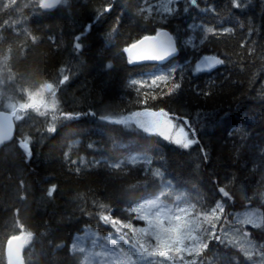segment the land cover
<instances>
[{
	"label": "trees",
	"instance_id": "16d2710c",
	"mask_svg": "<svg viewBox=\"0 0 264 264\" xmlns=\"http://www.w3.org/2000/svg\"><path fill=\"white\" fill-rule=\"evenodd\" d=\"M158 1L59 0L45 10L40 0H0V111L17 113L15 137L0 149V264L19 235L24 264H84L75 236H116L102 214L142 228L131 208L164 188L161 199L190 208L192 235L206 245L175 261L258 264L222 234L238 227L236 213L256 209L262 224L246 230L264 243V0H172L168 9ZM161 29L178 56L130 63L124 50ZM207 56L221 63L200 71ZM169 67L157 86L130 83ZM31 97L44 106L22 108ZM146 113L183 122L198 143L184 149L121 122ZM217 203L223 211L205 220Z\"/></svg>",
	"mask_w": 264,
	"mask_h": 264
},
{
	"label": "snow or ice",
	"instance_id": "6c2138e0",
	"mask_svg": "<svg viewBox=\"0 0 264 264\" xmlns=\"http://www.w3.org/2000/svg\"><path fill=\"white\" fill-rule=\"evenodd\" d=\"M192 3L195 4L196 0H192ZM56 4L57 0H40V7L42 9H52L56 7ZM235 6L239 7L240 4L237 3ZM110 10L111 7H106L102 10V12H108ZM77 40L80 41V37H77ZM136 47V45H133L132 48L125 49V52L129 54L130 63L143 59H161L163 56L173 55L177 51L171 39H154L148 48L133 53V48ZM75 48L77 50L81 49V42H77L75 44ZM212 59L217 65L221 63L220 60L215 58ZM107 67L111 68L112 65L109 64ZM67 78L68 77L65 76V82ZM51 87V85H48V88ZM179 87L180 85H174L173 88L169 89V94L171 95L175 89ZM30 99L32 103L28 105H22L21 107L44 106L42 99H37L36 97H31ZM121 122L126 123V121ZM135 122L139 127L144 128L146 131L150 130L152 127H158L160 123H164L169 131L173 130V125L167 120L160 121L153 118L146 120H136ZM52 130V128H49V131ZM6 132L7 124L3 120H0V137H3ZM174 142L178 145H182L184 149H189L191 146L198 143L197 140L190 139L189 133L183 129L176 131ZM25 147L27 148L29 146L25 145ZM220 191L223 193V189ZM49 194H51V192ZM223 194L227 195V193ZM217 210L222 212L223 205L217 203L215 207L211 209V212L204 213V219L207 220L210 216H216ZM131 211L137 214V219L145 220L148 227L134 229L130 221L128 223H123L119 219H113L109 215L102 214L100 218L105 223H110L112 227L116 228L118 232H120L122 229H130L133 233H140L141 237L147 236L155 240V245L145 243L142 238L136 240V242L133 244V248L136 249L135 255H138L140 260H144L146 255H158L159 257L164 258V260L174 261L177 257L183 259V256L180 254L184 252H188V254L196 252V254L199 255L198 247H206L205 244L201 243L198 236L192 235V233L197 231V229L192 227V221L188 219V215L192 211L187 207H181L180 205H177L175 208L169 207L167 205L161 204L159 197H157L154 200H148L146 204L140 203L138 207L131 208ZM127 236L128 233L124 232L119 237V239L125 240V242H127ZM19 239L23 240L24 238L21 237ZM109 243L116 244V240L111 239L109 240ZM127 262L128 264H138V262H134L132 260L131 256H127ZM146 264H164V262H154L147 260ZM185 264H189V262L185 261Z\"/></svg>",
	"mask_w": 264,
	"mask_h": 264
},
{
	"label": "rangeland",
	"instance_id": "374dc122",
	"mask_svg": "<svg viewBox=\"0 0 264 264\" xmlns=\"http://www.w3.org/2000/svg\"><path fill=\"white\" fill-rule=\"evenodd\" d=\"M171 1L172 0H160L156 2L154 5H156V7L160 9H168V7L171 4ZM203 31L206 33L211 32L210 29H206V28H204ZM213 32L214 31L212 30V33ZM173 69L174 67H169L168 69L160 70L155 74L131 80L130 83L132 85L145 87V88L157 86L161 83L166 82L171 78L173 74ZM50 92H51V88L44 87L40 90L39 94L43 98L44 95L46 96ZM30 103H32V101ZM153 118L158 119L160 121L167 120L169 123L173 125V130L169 131L164 123H160L158 127H152L150 128V130L146 131L144 128L139 127L135 122L136 120H146ZM124 121H126L124 125L129 129H139L140 131L146 134L158 135L161 138L168 140L174 144H176L174 142L176 131L183 129L184 131L188 132L183 122L167 117L162 113L141 114L137 116H132L130 118H126L124 119ZM189 138L191 139L190 136ZM179 146L182 147V145ZM133 161H137V160H133ZM166 192L167 189L164 188L163 191L157 196L159 197L161 204L173 208H175L177 205H180L181 207H187L179 200H176L174 202L173 201L169 202L168 200L161 199V196L163 194H166ZM157 197L148 200H154ZM148 200L142 201L140 203L146 204ZM140 203L136 204L134 207H138ZM188 219L192 221V227L194 228L195 220L192 218L191 213L188 215ZM139 220L143 222V228L148 227L145 220L142 219ZM234 223H236L238 227H242V228L240 229L238 227H227L222 234L223 239L226 242H228L230 245L241 250L247 257L256 258V262L258 264H264V243L257 246L256 243H254L251 240L246 230L247 227L252 229H257L258 227L261 226L262 224L261 212L256 209H249V208L242 210L235 214ZM128 231L132 232L130 229H128ZM115 233L116 236L107 235V234H97L94 232L83 233L74 237L71 243V247L74 250L83 253L84 264H128L127 256H131L132 260L134 262H138V264H146L147 260H151L155 262L156 259L162 258L159 256L151 257L146 255V258L144 260H140L139 256L135 255L136 249L133 248V244L136 242V240L142 238L140 234L132 232L131 234L132 244L128 245L127 242H125V240L119 239V237L124 233L122 230L118 232L115 228ZM111 239H115L116 244L109 243V240ZM152 240L153 242H148L145 240V243L150 245H155L156 243L155 240L154 239ZM169 261L173 262L174 264H185L184 262L187 260H184L183 262H181V260H176V261L169 260ZM194 262L195 260H192L189 263H194Z\"/></svg>",
	"mask_w": 264,
	"mask_h": 264
},
{
	"label": "water",
	"instance_id": "95a60500",
	"mask_svg": "<svg viewBox=\"0 0 264 264\" xmlns=\"http://www.w3.org/2000/svg\"><path fill=\"white\" fill-rule=\"evenodd\" d=\"M52 9H45V10H52ZM154 39H171L177 51L173 55L163 56V58L161 59H143L139 61H134L132 62L133 64L135 65L158 64L162 66L174 60L178 56L179 51L177 48V44L173 39V37L171 36V34L165 29L159 30L154 35L141 38L140 40L130 45L126 49L132 48L133 45H136L137 47L133 48V53H136L142 49L148 48ZM124 55L129 60V54L126 53L125 50H124ZM212 58L219 60L217 57L207 56L198 63L199 70L207 71L215 67L217 64L214 63V60ZM15 117H16V111L13 112L0 111V120H3L7 124L6 134L3 137H0V149L3 146L12 142L15 137V132H16ZM21 237L24 238L23 235H19L16 237L9 238L8 241L6 242L5 245L6 264H24L23 255L26 249V241L25 239L23 240L19 239Z\"/></svg>",
	"mask_w": 264,
	"mask_h": 264
},
{
	"label": "bare ground",
	"instance_id": "6f19581e",
	"mask_svg": "<svg viewBox=\"0 0 264 264\" xmlns=\"http://www.w3.org/2000/svg\"><path fill=\"white\" fill-rule=\"evenodd\" d=\"M174 39V38H173ZM218 58V57H217ZM219 59V58H218Z\"/></svg>",
	"mask_w": 264,
	"mask_h": 264
}]
</instances>
